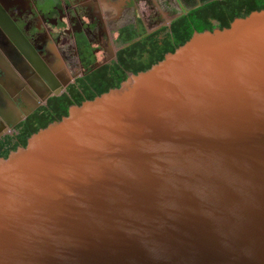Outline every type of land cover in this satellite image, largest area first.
Masks as SVG:
<instances>
[{
  "label": "water",
  "instance_id": "obj_1",
  "mask_svg": "<svg viewBox=\"0 0 264 264\" xmlns=\"http://www.w3.org/2000/svg\"><path fill=\"white\" fill-rule=\"evenodd\" d=\"M0 264H264V9L0 158Z\"/></svg>",
  "mask_w": 264,
  "mask_h": 264
},
{
  "label": "flooded vegetation",
  "instance_id": "obj_2",
  "mask_svg": "<svg viewBox=\"0 0 264 264\" xmlns=\"http://www.w3.org/2000/svg\"><path fill=\"white\" fill-rule=\"evenodd\" d=\"M208 1L0 0V158L138 73L172 22Z\"/></svg>",
  "mask_w": 264,
  "mask_h": 264
},
{
  "label": "trees",
  "instance_id": "obj_3",
  "mask_svg": "<svg viewBox=\"0 0 264 264\" xmlns=\"http://www.w3.org/2000/svg\"><path fill=\"white\" fill-rule=\"evenodd\" d=\"M230 1L233 0H211L206 2L203 6L194 8L187 14L176 18L172 22L168 37H166L161 44L155 46L154 51L145 56V62L140 65L139 68L133 69V71L139 72L148 70L154 64L161 61L168 52L175 51L177 47L188 41L196 31L213 30L216 27L225 28L230 26L232 21L237 17H244L254 10L264 9V0H258L257 2ZM125 78L126 75H124L121 80L123 81ZM122 81L113 85L112 88L118 87ZM107 90L108 88L104 89V91ZM79 104L81 103H78V105ZM66 115H68V112H66L64 116ZM51 122L52 121L49 123Z\"/></svg>",
  "mask_w": 264,
  "mask_h": 264
}]
</instances>
